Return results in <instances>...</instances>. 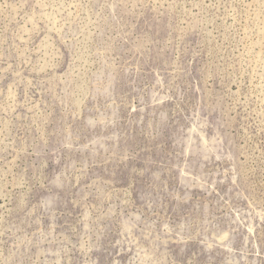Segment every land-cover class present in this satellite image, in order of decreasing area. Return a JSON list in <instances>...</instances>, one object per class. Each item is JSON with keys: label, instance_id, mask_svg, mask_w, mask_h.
<instances>
[{"label": "rangeland", "instance_id": "374dc122", "mask_svg": "<svg viewBox=\"0 0 264 264\" xmlns=\"http://www.w3.org/2000/svg\"><path fill=\"white\" fill-rule=\"evenodd\" d=\"M0 264H264V0H0Z\"/></svg>", "mask_w": 264, "mask_h": 264}]
</instances>
